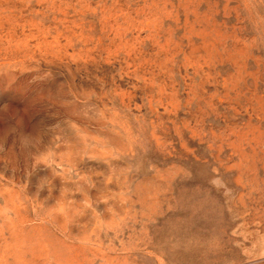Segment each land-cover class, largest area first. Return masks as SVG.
Wrapping results in <instances>:
<instances>
[{
  "label": "rangeland",
  "instance_id": "rangeland-1",
  "mask_svg": "<svg viewBox=\"0 0 264 264\" xmlns=\"http://www.w3.org/2000/svg\"><path fill=\"white\" fill-rule=\"evenodd\" d=\"M0 264H264V0H0Z\"/></svg>",
  "mask_w": 264,
  "mask_h": 264
}]
</instances>
